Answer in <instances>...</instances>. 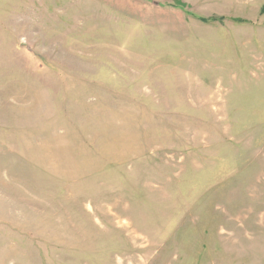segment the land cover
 Returning <instances> with one entry per match:
<instances>
[{"label": "rangeland", "instance_id": "obj_1", "mask_svg": "<svg viewBox=\"0 0 264 264\" xmlns=\"http://www.w3.org/2000/svg\"><path fill=\"white\" fill-rule=\"evenodd\" d=\"M263 8L0 0V264H264Z\"/></svg>", "mask_w": 264, "mask_h": 264}, {"label": "trees", "instance_id": "obj_2", "mask_svg": "<svg viewBox=\"0 0 264 264\" xmlns=\"http://www.w3.org/2000/svg\"><path fill=\"white\" fill-rule=\"evenodd\" d=\"M176 7H180V8H183V6H182V5H179V6H178V5H176ZM263 9H264V8H263Z\"/></svg>", "mask_w": 264, "mask_h": 264}]
</instances>
